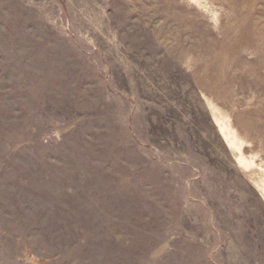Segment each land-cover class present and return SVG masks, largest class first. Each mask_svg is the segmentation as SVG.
<instances>
[{
  "label": "rangeland",
  "instance_id": "obj_1",
  "mask_svg": "<svg viewBox=\"0 0 264 264\" xmlns=\"http://www.w3.org/2000/svg\"><path fill=\"white\" fill-rule=\"evenodd\" d=\"M0 264H264V0H0Z\"/></svg>",
  "mask_w": 264,
  "mask_h": 264
}]
</instances>
